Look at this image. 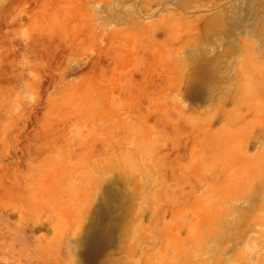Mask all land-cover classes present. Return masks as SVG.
<instances>
[{
	"label": "rangeland",
	"instance_id": "obj_1",
	"mask_svg": "<svg viewBox=\"0 0 264 264\" xmlns=\"http://www.w3.org/2000/svg\"><path fill=\"white\" fill-rule=\"evenodd\" d=\"M0 264H264V0H0Z\"/></svg>",
	"mask_w": 264,
	"mask_h": 264
}]
</instances>
